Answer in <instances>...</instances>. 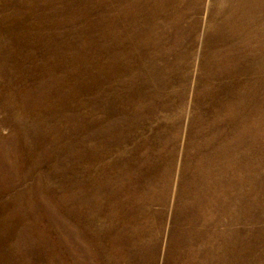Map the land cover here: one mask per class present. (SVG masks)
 <instances>
[{"label": "rangeland", "instance_id": "obj_1", "mask_svg": "<svg viewBox=\"0 0 264 264\" xmlns=\"http://www.w3.org/2000/svg\"><path fill=\"white\" fill-rule=\"evenodd\" d=\"M0 264H264V0H0Z\"/></svg>", "mask_w": 264, "mask_h": 264}]
</instances>
